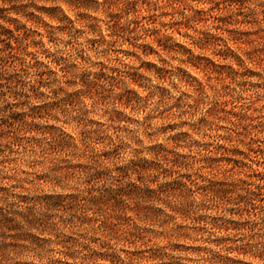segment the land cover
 <instances>
[{"label":"clouds","instance_id":"1","mask_svg":"<svg viewBox=\"0 0 264 264\" xmlns=\"http://www.w3.org/2000/svg\"><path fill=\"white\" fill-rule=\"evenodd\" d=\"M0 264H264V0H0Z\"/></svg>","mask_w":264,"mask_h":264}]
</instances>
